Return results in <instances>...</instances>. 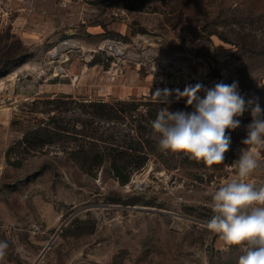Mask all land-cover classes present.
Listing matches in <instances>:
<instances>
[{"label": "rangeland", "instance_id": "rangeland-1", "mask_svg": "<svg viewBox=\"0 0 264 264\" xmlns=\"http://www.w3.org/2000/svg\"><path fill=\"white\" fill-rule=\"evenodd\" d=\"M7 47L0 240L9 248L0 264H237L239 250L222 251L205 225L209 194L236 174L249 111L226 130L224 163L156 150L126 185L107 166L81 171L72 154L82 140L71 133L99 123L79 104L133 102L128 121H153L161 108L191 112L176 92L197 84L237 82L264 109V0H0V51ZM158 90L171 93L168 103L157 102ZM51 128L61 136L42 149L22 144Z\"/></svg>", "mask_w": 264, "mask_h": 264}, {"label": "clouds", "instance_id": "clouds-1", "mask_svg": "<svg viewBox=\"0 0 264 264\" xmlns=\"http://www.w3.org/2000/svg\"><path fill=\"white\" fill-rule=\"evenodd\" d=\"M237 87L233 82L217 83L211 89L197 84L183 92L177 90V99H186L193 110L170 112L161 108L151 128L159 151L212 166L224 163L230 149L231 137L226 130L239 128L238 118L250 112L252 122L242 141L245 147L233 164L236 174L209 194L212 216L205 227L221 242L222 251L239 250L237 264H264V180L250 179L264 172V109L258 100L246 101ZM170 94L158 90L154 96L157 102L168 103ZM8 248V242L0 240V262Z\"/></svg>", "mask_w": 264, "mask_h": 264}, {"label": "trees", "instance_id": "trees-1", "mask_svg": "<svg viewBox=\"0 0 264 264\" xmlns=\"http://www.w3.org/2000/svg\"><path fill=\"white\" fill-rule=\"evenodd\" d=\"M10 62V48L7 47L0 53V77L7 74ZM78 108L82 115H89L101 125L93 126L90 121L82 123L78 131L72 129V138L76 140L75 135L80 134L82 140L72 154L75 165L88 175H95L100 168L107 166L120 185L128 184L132 175L147 165L149 159L145 155L158 150L157 140L151 138L152 120L140 114L141 120L128 121L131 113L139 109V104L133 102H89L79 104ZM115 124L120 126L119 129L116 130ZM60 136L61 129L58 128L35 129L24 136L22 144L25 148L40 150Z\"/></svg>", "mask_w": 264, "mask_h": 264}, {"label": "bare ground", "instance_id": "bare-ground-1", "mask_svg": "<svg viewBox=\"0 0 264 264\" xmlns=\"http://www.w3.org/2000/svg\"><path fill=\"white\" fill-rule=\"evenodd\" d=\"M110 47H113L114 49H116V50H119V49H117L114 45H109ZM123 50V49H122Z\"/></svg>", "mask_w": 264, "mask_h": 264}]
</instances>
